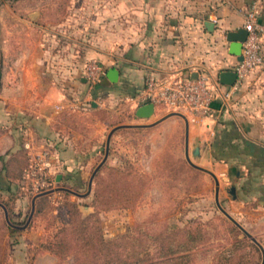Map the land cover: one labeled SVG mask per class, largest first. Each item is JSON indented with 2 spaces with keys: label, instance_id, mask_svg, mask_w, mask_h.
<instances>
[{
  "label": "crops",
  "instance_id": "0c3cea01",
  "mask_svg": "<svg viewBox=\"0 0 264 264\" xmlns=\"http://www.w3.org/2000/svg\"><path fill=\"white\" fill-rule=\"evenodd\" d=\"M251 1L107 0L102 22H12L16 26H11L7 47H0V194L15 196L12 208L19 214L31 204L27 179L16 175L26 158L20 162L18 154L12 157L23 147L28 158L44 147L52 151V173L55 180L61 176L56 190L44 194L51 196L63 183L82 185L109 128L125 120L140 127L183 128L186 157L192 155L196 168L220 186L232 181L228 187H235L234 194L219 191L222 206L260 242L264 260V62L249 72L228 105L216 99L211 115L197 121L166 107L137 117L138 105L127 103L149 72L168 78L232 70L238 59L226 32L242 27V10ZM258 1V18L264 21V0ZM206 20H215L213 30ZM262 50L264 55V34ZM89 58L105 70L92 88L103 100L90 104L84 76ZM111 67L119 71L115 81L106 76ZM195 145L197 156L192 154ZM32 229L39 240L41 230Z\"/></svg>",
  "mask_w": 264,
  "mask_h": 264
},
{
  "label": "rangeland",
  "instance_id": "374dc122",
  "mask_svg": "<svg viewBox=\"0 0 264 264\" xmlns=\"http://www.w3.org/2000/svg\"><path fill=\"white\" fill-rule=\"evenodd\" d=\"M106 3L107 0H0V47H7L11 26H16L12 22H89L91 19L102 22L105 21ZM67 34L72 38L78 37L76 34ZM131 115L128 109L126 116ZM123 123L134 124V127H121L113 133L108 153L110 157H107L105 164L125 171L129 178H143L145 188L135 206L99 212L105 236L124 232L137 222L142 223L149 232L161 231L174 223L176 226L187 225L192 228L201 226L206 239L191 251L192 264H214L217 254L223 250L227 253L232 250L237 264H262L260 252L251 245L255 242L243 231L233 229L236 225L220 210L215 200L218 189V202L222 206L219 191L221 189L222 194L230 197L228 186L232 181L220 186L215 178L189 163L184 150V129H172L171 126L164 129L140 127L130 120ZM104 152L105 139L98 158L82 178L85 184L78 187L77 184L65 183L84 196L67 195L79 203L84 214L94 210L89 211L85 206L86 202L92 200L95 188L94 182L89 186V179ZM188 155L192 162L198 164L192 155ZM98 171L103 178H116V174L107 167L102 166ZM52 188H56V184ZM90 191L91 195L85 197ZM27 193L31 197L34 195ZM13 198V194L7 195L6 199L0 194V200L8 204L9 209L6 208L10 221L22 225L28 217L31 204L19 214L12 208ZM64 199L61 191L38 199L41 210H35L28 226L17 231L11 229L0 206V236L7 247L6 264H72V255L59 261L54 254L38 246L66 222V214L59 216ZM32 226L41 230L37 241L36 235L31 233Z\"/></svg>",
  "mask_w": 264,
  "mask_h": 264
},
{
  "label": "trees",
  "instance_id": "16d2710c",
  "mask_svg": "<svg viewBox=\"0 0 264 264\" xmlns=\"http://www.w3.org/2000/svg\"><path fill=\"white\" fill-rule=\"evenodd\" d=\"M16 154L19 155V159L26 158L22 168L16 173L22 177L29 164V158L24 147L14 152L12 157ZM10 160L9 162L12 161ZM15 161L17 163L16 159ZM22 161L20 159V162ZM102 166L114 172L116 178L107 179L103 178L99 171L95 173L92 179L95 184L93 198L87 204L93 207L94 210L91 212L84 214L79 203L67 196L71 194L72 186L67 187L65 183L62 184L60 191L65 199L59 216L66 214V222L41 241L38 244L39 248L54 254L59 261L72 255V264H192L191 251L206 239L201 226L192 228L187 225L176 226L174 223L161 231L149 232L142 223L137 222L124 232L105 236L99 212L111 208L135 206L145 188V182L143 178H129L125 171L106 166L105 163ZM81 182L82 185L85 184L83 180ZM47 197L49 195H43L39 199ZM0 202L8 208L5 200ZM35 210L36 212L41 210L37 202ZM11 229L17 231L20 228L11 226ZM233 229L238 232L241 230L237 225ZM251 245L262 257L260 246L255 243ZM229 251L230 254L225 250L219 252L214 264H237L234 262L232 250ZM6 259V243L0 236V264H6Z\"/></svg>",
  "mask_w": 264,
  "mask_h": 264
},
{
  "label": "built area",
  "instance_id": "2783aa9c",
  "mask_svg": "<svg viewBox=\"0 0 264 264\" xmlns=\"http://www.w3.org/2000/svg\"><path fill=\"white\" fill-rule=\"evenodd\" d=\"M260 3L252 0L247 9L242 10V26L247 30L242 42V59L238 60L232 70L236 73L235 81L231 85L219 82L218 75L210 72H201L197 76L158 77L153 72L145 75L144 86L136 94L129 96L127 101L135 105L152 102L154 107H166L184 113L190 120L203 119L212 112V105L216 99L223 104L239 90L243 80L250 71L264 62L262 50V36L264 21H260ZM215 21V20H213ZM102 64L94 58L84 63V76L88 83L86 102L91 100L102 102L103 97L94 95L92 88L104 76ZM23 145L31 149L28 141ZM29 164L25 168L24 177L27 179V191L38 193L52 188L56 180L52 173L53 153L48 147L34 150L29 153Z\"/></svg>",
  "mask_w": 264,
  "mask_h": 264
},
{
  "label": "water",
  "instance_id": "95a60500",
  "mask_svg": "<svg viewBox=\"0 0 264 264\" xmlns=\"http://www.w3.org/2000/svg\"><path fill=\"white\" fill-rule=\"evenodd\" d=\"M205 26L207 27L208 30H213L214 28V22L211 20H206L205 21ZM247 35V30L242 26V27H238L234 30H228L226 32V39L229 41L230 43V47H231V52L233 54H235L237 56L238 60L242 59V55H241V46H242V42L245 40ZM119 75V71L116 68H108V70L106 71V76L109 77L110 80L115 81L117 80ZM195 77V76H194ZM236 78V73L231 70V69H222L219 71L218 73V80L220 83L225 84V85H231ZM155 107L153 105L152 102H146L144 104L138 105L134 111V114L137 117H149L154 113ZM133 126V124H118L115 125L113 127L110 128V130L107 133L106 136V140H105V152L104 155L102 157V159L97 163V165L94 167L90 179H89V186L91 185L93 176L95 175V173L102 167V165L105 163L107 157H108V153H109V148H110V140L111 137L113 135V133L121 127H130ZM192 154L194 156L199 155V146L195 145ZM187 160L189 161V163L195 167H198L197 164H195L194 162H192L189 158V156H187ZM61 174H57L56 175V180L59 181ZM217 182V181H216ZM59 189V188H57ZM54 190H56V188H50L41 192H38L36 194H34L32 196V200H31V209L30 212L28 214V217L25 221L24 224L20 225V224H16L12 221H10L9 216H8V211L6 206L0 202V206L2 207L3 211H4V216L6 221L8 222V224H10L13 227H17L20 229H24L25 227L28 226V224L31 221V218L34 214L35 211V200L38 196L44 195V194H48L50 192H53ZM229 191L234 194L235 193V187L232 185L230 186ZM217 193H218V189H216V197H217ZM217 204L220 208V210L232 221L234 222L252 241H254L256 244H260V242L256 239L255 236H253L250 232H248L237 220H235L217 201ZM87 207V206H86ZM264 263V260H262V264Z\"/></svg>",
  "mask_w": 264,
  "mask_h": 264
}]
</instances>
